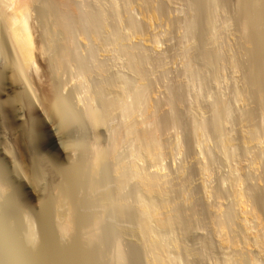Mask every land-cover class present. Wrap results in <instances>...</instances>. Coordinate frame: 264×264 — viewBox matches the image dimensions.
I'll list each match as a JSON object with an SVG mask.
<instances>
[{"label": "rangeland", "instance_id": "1", "mask_svg": "<svg viewBox=\"0 0 264 264\" xmlns=\"http://www.w3.org/2000/svg\"><path fill=\"white\" fill-rule=\"evenodd\" d=\"M28 1L29 0H21V1H19V3L20 2L26 3ZM42 1L37 0V2H40L39 4L42 3V5H38V3H37V6L35 5L36 11H34L35 10V8H34L31 12V16H32L31 18H33L34 21L36 20V25H38V22H41L39 24H42V26L41 25H39V27L37 26L40 31L44 29L43 25H45L44 27L46 28L47 22H50L52 20V18H48V16H51V15H49L50 12H47L48 9H47V6H45L46 5L45 2H47L49 0H47V1L42 0ZM52 1H56V0H52ZM69 1H71V0H69ZM72 1L79 3V4H76V3L71 2L70 5H72V6L74 4L80 5V4H86V3L88 4L89 3L88 5L87 4L82 5V7H81V5L80 6L74 5L75 7H81V9L82 8L85 9L86 6L89 8L91 4L93 5V7H94V4H96L95 5L96 10L98 9L97 6L100 7V3L97 2L98 0H72ZM255 1L256 0H253V1L250 0V2H249V3H251L250 5H253L254 7L250 6L249 8H248L249 4L245 3L246 2L245 0H225V1H223V0H134V1L133 0H116V2H115L116 5H114L112 0L111 1L110 0H103L102 4H101L102 6H104L103 8H106L105 10L108 9L107 13L111 12L108 15L113 16V18L115 16L120 17V18L115 17L116 19L115 18L109 19V23H111V26L113 29H114V24L119 23V26L116 24L117 29L119 28V30L123 32L124 30L122 28L124 26H126V28H127V25H128V28L130 26V20L129 19H133V21L135 19V21H137L138 25L139 26L141 25L139 30L142 32L139 31L138 34L136 35V37L133 36L134 38L133 37L131 38V40H133V41H130V43L132 42L133 45L140 46L139 49L143 50L142 51L143 54H146V55H144V57H145V60H147L146 61L147 63L144 60V62H145L144 66L146 67V69L148 71L147 83L149 84V86L151 85V88H150L151 91L149 93V96H150L149 97V103L151 102L150 105H152V107H153L152 109H155V111H154V113L156 114L155 116L158 119L160 118L161 121L163 122V124H162L160 119L158 120L155 117L158 120V123L160 121L159 127H161L163 125V127H161L162 129L161 128L159 129V132L157 130L159 128L158 126L155 128L156 131L154 130L155 126H153V128H151L152 132H150L151 129L148 127L149 128L148 131L150 133H154L153 131H155L154 134L157 133L156 136L159 137L158 139L160 141L162 140L161 141V144H162L161 156L162 157L160 156L158 161H156V162L152 161V163H150L151 160H148L149 163L146 164V166H148V168L147 167L146 168H147V170L148 169L151 170L150 171L151 173L155 172L159 176H162L165 179L168 178L169 180L167 179L166 182H168V181L171 182V183L166 184L167 189H170V188L173 189V190L172 189L167 190L168 194H166V196H165V199H167L166 202H168V208L171 210V212H169L170 210L168 209L167 212L170 215L176 214V215H178L177 218H179V220H182V219L183 220H182V222H180L178 220V223H176L177 221L175 220L176 222L174 224H179L180 226L179 225H176V226L173 225L172 231L170 230L171 228L167 229L166 232H165V230H163L165 234L168 233L167 235H165V237L167 236L166 238L163 237L164 233L162 234V232H161L160 236H161V238L163 237V242L165 241V244L167 242H170V240H171L170 245H169V243L167 245V246H169V250L171 251V253H170V251H169V253L171 254V258L173 257L172 259L178 258L176 260V261H178L177 262L178 264L180 262H181V264H229L227 262V260L229 259V257L231 255L232 256L230 258L233 259L234 261L237 259L239 260L241 258L242 261H244L243 264L244 263L245 264H252V261H253L252 258H254L257 254H259L264 259V236H263L264 235V99H263L264 98V75H262V74H264V71H263L264 70V67H263L264 66V62H263L264 61V46L263 45L264 44H259L258 42L255 41V38L258 36L259 33H260L259 34L260 37H262V35H263L262 39L264 40V2L262 0H257V1H262L263 3L257 2V1L255 2ZM154 2H155V4H154ZM259 3H261L262 5ZM254 4H256V5H254ZM110 6L112 8L114 6H115L114 8H116V6H117L118 9L117 8L115 10L111 9ZM148 6H150L151 8ZM93 7L90 8L91 11H92ZM90 9H88V10L90 11ZM145 9H146V11H145ZM247 9L248 10L253 9L252 13H253V15L255 14L254 16H256V17H252V18H254V20L256 22L254 20H252L254 23H251V24H253V25H248V26L246 25L245 26L244 23H245V18L247 17V14H246ZM45 10L47 12V13L45 12V14L46 15L48 14L47 16L45 15L47 17L46 20H45L46 17L44 19L43 18L40 19V18L36 17V16L41 15V14L38 15V13H43V11H45ZM258 10H259V12H258ZM84 11H86V10H84ZM119 11L120 12L122 11L121 14L118 13ZM115 13L118 15H116ZM262 14H263V16H262ZM121 16L123 18H121ZM37 18L39 19V21ZM255 18H257V20ZM49 19H51V20L49 21ZM119 19H123V20L119 21ZM42 21L43 22L47 21V22H46V24H43ZM53 21L55 22V20L51 21L52 24H53ZM80 21H82V24H87V23H83L82 19ZM123 21L126 22L125 23L126 25L124 24ZM51 22L49 23L50 26H48V27H52ZM122 22H123V24H122ZM112 23H113V25H112ZM3 25H4V23L0 24V30H1L0 31V161H2L1 162L2 164H0L1 165L0 170H2V171H0V173L1 174L3 173V175L5 173V176L7 174V176L5 177L6 182L8 180H10V182H11V180H12V182H11L12 184L10 182H8V184H10V185H8L9 187L11 185L14 186L12 188L13 190H10V188H8L10 192L11 191L13 192L16 188V190H17L16 193H20V194L22 193L21 194L22 198H18L20 195L19 194L17 195L15 193V191L13 192V193H15L14 195H17V200L22 199V201H20V202H23V199L24 200L26 199L29 201L28 205H30V207H32L33 204H35V203L38 206L39 203H37V202H39V198L36 195H38L39 193H37L38 191L35 188H33V185H32L33 179L32 178H34V179L37 178V180H38V177H36V175H37L36 173H38V171H39L38 169H40L43 166H46L48 164L49 168H48V165L45 168L46 169L48 168L49 170L47 169L48 170L47 171L44 169V172L46 175V173L48 174V172L52 170V173L49 172V174H48L49 177L47 175L46 176L44 175V172L42 171L43 169H40V171H42L43 173L39 172V174L37 176H39V183H40L39 185L42 188H45V189L49 188V190H50L51 186L48 187L46 185H52L54 183L53 181L57 180V178H55V174L53 173L55 168L51 167L52 163H51V161H49V159L52 160L51 156H52V154H55V153H53L54 150L52 148L47 149V147L44 148L45 151H44V149H41V150L39 149L40 152L43 150L41 153L38 151V149H37V151H38L37 152L34 149H31L29 147L31 150L29 152V149H26V146H27L26 144L28 143L29 140L23 137V136L27 135V134H25L27 132V131H25L26 130V128H24L25 126L17 124L16 126H19V127H16L14 125L15 128H14V126H13V128H11V126L9 125L10 121L12 122L14 120L12 123H14L15 121L21 122V120H23V119L25 120L26 118H28V115L26 113V107H24L23 103L18 101L17 106H16V102H14V101H16V98H17L16 95L19 94L18 95V97H19V96H21L20 95V93H21V94H23V97L25 98L24 94L25 95H28V94L32 95L33 94L35 97H38L36 99L39 100L40 96H38V95L42 94V93L40 92L38 84L34 81L32 70H25L24 71L25 76H27V77H25L23 75L20 76L22 74V73L20 74V70H17V67H14V66L9 64L12 62L11 59H13V58L11 57V55H9L10 53L8 50L10 47L9 48L7 47V45L9 43L6 44L7 42H5V40L8 41L9 38L4 39L7 36L8 32L7 33L5 32L6 27H4ZM116 25H115V28H116ZM122 25H123V27H122ZM253 26L256 28H254ZM192 27H193V29H192ZM40 28H43V29H40ZM126 28H125L124 32L128 33V29L126 30ZM252 29H253V31H252ZM257 29H259V31ZM82 31H83V28H81L80 33H82ZM190 32H191V34H190ZM129 34H132V33L129 32ZM55 36H57V35L55 34ZM7 37H9V36H7ZM81 37L79 40V45H80L79 52H78L79 55L82 56V58H85L88 55L87 54L88 53L87 50L89 48L88 45L93 43V45H95L94 48H96L95 49L96 52L98 51L96 53V55H97L96 59L98 61H97V63H94V61H93L92 64L97 66V64L99 65L102 62L101 65L103 67L105 66L104 69L106 70L107 74L105 73L106 75H104L100 71L96 72V70H94L95 72H92L91 73L92 75L88 74L89 76H91L90 78H86V76H84L85 78L77 76V78H78L77 79L73 73L78 74V72H77L78 69H76V68L74 69V67H73L72 68L73 70L70 72L71 68L68 70V67H72V66H68V67L64 68L65 70L63 69V71H66V72H64L62 74V72L60 71V73H61V74L59 73L60 76L58 74V76L55 77V80H57L59 83L61 80L60 84H61V86H63V89H61V90H63L62 94L66 95L68 92H70V91L72 92L74 87H75V89L73 90L74 93H76V91L81 92L80 89L82 86V88L84 89L82 92L85 93L84 96L89 97L88 91H90V89H91V91L92 90L94 91V89L96 88V85H98V82L101 83V82H103L104 79H108V77L111 81L112 78L116 79L117 78L116 76H119L120 74H123V73L125 74L126 72H128V73H126L128 76H132V74H129V70H128L129 64H128L127 58L124 57L122 59H119L117 57L115 51L112 53V50H113L112 46L108 47L109 49H106V47L104 48L103 44H101V43H99V44L96 43L97 44L96 45L92 41L89 42V40H90L89 38L84 36L86 38V40H85L83 36H81ZM55 39L59 40V37L55 38ZM87 39H89L88 42H87ZM255 42H256V44H255ZM4 44L6 47L4 46ZM258 45H260V46H258ZM254 46H256V47H254ZM91 47H93V46H91ZM258 52H260V53H258ZM111 54H113V55H111ZM211 55L213 57H211ZM9 56L11 58H9ZM146 56H148V58H146ZM254 56H256V57H254ZM193 57H195V58H193ZM190 60L192 62H190ZM254 61H256V63ZM188 62H190L191 65H193V67L195 66L194 70L197 73L196 80L198 81V82L197 81H195V82L197 84L194 82H193L194 83L193 84L192 83L193 80L190 81V79H192L191 78L192 76L189 75V73L186 71ZM257 63L258 64L260 63L259 66L262 67L261 69ZM8 64H9V67H8ZM92 64L90 66H92ZM13 65H14V63H13ZM125 66L127 69L125 68ZM13 67L16 68V70L18 72ZM38 67L42 68V66H38ZM45 67L47 68V66H45ZM123 67H124V69H123ZM251 67H253V68H251ZM34 68H36V66ZM146 69H145V72H146ZM8 70H9V72H8ZM121 72H123V73H121ZM255 72H257V73H255ZM261 72H262V74H261ZM17 73L20 74L19 75L20 77H23L24 79L26 78L25 79L26 81L20 77L18 78ZM13 75L16 77H14ZM72 75H73V77H72ZM258 75H259V77H258ZM114 77H116V78H114ZM14 78L15 79L18 78V79L15 81ZM79 78H81L82 80H80ZM74 79H76V80L74 81ZM22 80L24 81V83L22 82ZM78 80H80L82 82H80ZM21 82H22V84H21ZM76 82H78V83H76ZM25 84H27V85L25 86ZM30 84H32V86ZM82 84H84V86ZM79 85H81L80 88L78 87ZM203 85H204V87H203ZM23 86H24V88H23ZM76 86H77V88H79L78 90H77ZM15 89H17V90H15ZM25 89L29 90L28 94L25 93L26 92ZM22 90H25V91H22ZM86 91H87V94H86ZM71 92L68 93V95L73 94ZM82 92H81V94L80 93L74 94L75 99L78 98V97L76 98V96H78L77 94H80L81 97L84 98ZM173 92L175 94H173ZM194 93H196V94H194ZM172 95H174V97H172ZM176 95H177L178 99L175 98ZM34 96H32V97H34ZM195 96H196V98H195ZM22 98L19 97L20 101L24 100ZM10 99H12V100H10ZM17 100H18V98H17ZM219 101H221L222 107L226 106L227 107L226 110H228V109L230 110V111L228 110V112L230 114L225 110V107L223 108L224 110L222 109ZM13 102L15 104H13ZM18 104H20V105H18ZM215 104L219 105L216 108L217 110L215 109ZM12 105H14L15 108L11 107ZM197 106H198V108H197ZM16 108H17V111H16ZM152 109H151V112L153 111ZM8 110L13 111L12 117L9 114L11 112H9ZM215 110H216V112L217 111L218 112L217 113L214 112ZM6 111H8L9 113L8 112L6 113ZM221 111H223V113H221ZM174 112L176 113V115ZM14 113H17V114H14ZM224 113H226V114H224ZM200 114H202L203 116ZM13 115H15L16 117ZM180 115L182 117H180ZM4 116L6 118L9 117L8 119H10V120L8 121V119H6ZM222 116L225 117L226 119L223 118ZM14 117H15V119L16 118L17 119L16 120L13 119ZM41 117L42 116L39 114V115H35L33 119L39 120V119H42ZM221 117H222L221 120L218 119ZM162 118H164V119H162ZM194 118L195 119L199 118L203 122H205V121H207V119H209L208 122H205L207 124V127H208V124L210 125V127H208L209 130L206 132V138H205L206 140L208 139L206 141L208 145L206 144L205 148H208L206 150L209 151V152L207 151L208 154H206V156L201 153L200 147L198 146L197 142H195L196 141V139H195L196 133L194 134V132H193V131H195V128H194L195 126H193V123L195 120ZM212 119L214 121H212ZM215 119L221 123L220 124L217 121V123L219 124L218 127H217V124H211V123H214L216 121ZM111 120L113 121V119H111ZM114 120H116V121H113V122H115V124H113V125L111 124L112 126L109 123L110 128H113L114 126H116V123L119 122L117 120V118ZM175 120H177V122H175ZM210 120H211V122H210ZM112 121H111V123H112ZM222 121H223V123H222ZM227 122H229V123H227ZM174 123H175V125H174ZM176 123H177V125H176ZM7 124L9 126H7ZM179 125H181V126H179ZM213 126L214 127L216 126L218 128V130L216 127L214 128ZM13 129H14V131H13ZM20 129H21V131H20ZM104 131H105V133H104ZM107 131H108L107 129L106 130H105V128L103 129L102 133L105 136L102 135V139H101V141L103 142V146L106 148H107V146L111 147V146H109L110 141H108L110 139V137H109L110 132L109 131L107 132ZM252 132H254L253 137H252ZM158 134H159V136H158ZM248 134L252 138H250ZM219 136H221L222 138L218 139ZM224 136L226 139L224 138ZM227 136H229V137L227 138ZM227 139L229 141L232 140V141H230L231 143L234 142L236 139L235 143H232V144L228 143L227 144V145L230 144L228 147L232 146L233 148H236V149L231 148L232 150L230 149L231 154H229L230 153L229 149H225V147H226L225 141H227ZM222 140L224 141L223 143L225 144V145L222 144L223 147L220 146L222 143ZM229 141H227V142H229ZM47 142L48 143H46V146H48L49 144L51 146H53L51 141L50 142L47 141ZM20 143H21V145H18ZM126 148L127 147H125V149H123V148H120V149H122L123 152H125V150L128 149V148L127 149ZM221 149L224 151H222ZM50 150L52 151V153ZM122 150H119V152L121 153L120 157L126 156V155H122V154H124L122 152ZM227 150L229 151V153ZM234 150H236V151H234ZM47 151H48V153H46ZM221 151H222V153H221ZM35 152H37L36 156H38V158H34V157H36ZM13 153H14V155H13ZM125 153L128 156V152L126 151ZM225 153H228L229 156H231V158L228 156V154H225ZM38 154H40V155H38ZM118 154L119 153H117V155ZM232 154L234 157L232 156ZM250 154H252V155L250 156ZM207 155H209V157ZM22 156H23V158H22ZM32 156H34V157H32ZM44 156H45V158H44ZM49 156L51 158H49ZM204 156L207 158H204ZM235 156H237V159ZM32 158H34L35 160ZM39 158L41 159V161H43L42 159H44V161H43L44 164H43V162L40 161ZM36 159H39V160H36ZM228 159H229V161H228ZM31 160L32 161L33 160L38 161L39 164L36 162L38 164V165H36L37 167L38 166L40 167V164L43 165L42 167L35 169L34 172H36V173L33 172V170H34L33 168H37V167H35L33 165L34 163L31 162ZM231 160H232V162H231ZM48 162H50V163H48ZM115 162H116L115 159L111 160L109 162V164L107 163V165L108 166L112 165ZM110 163H112V164H110ZM31 164L34 167H32ZM155 164H157V166H155ZM108 166H107V169L109 170V172H107V173H110L112 170L114 171L113 166H115V164L110 166V167H112L111 169ZM30 169H32V170H30ZM108 170H106V171H108ZM20 171L22 173H20ZM29 171L32 172V173H30V175H29ZM7 172L10 173V175ZM40 173H42L44 176L42 177V174L40 175ZM27 174H28V176H27ZM32 174H33V176H32ZM52 174H54V175H52ZM110 174H112L111 176H114V178L116 177V175H113L115 173L111 172ZM165 174L167 177L165 176ZM40 176L42 177V179L44 181L43 180L41 181ZM107 176H108L107 179L110 180V181L108 180L109 181L108 187H110L111 184L114 183V185L111 186L109 189H111V190H112V188L115 189V187L117 186L115 183L116 180L113 177L109 178V176H110L109 174H107ZM11 177H13V178H11ZM23 177H25V178H23ZM44 177H46V180L44 179ZM52 177H54V178H52ZM235 177H237V178H235ZM239 177L243 180H241ZM9 178H11V179H9ZM47 178H49V179H47ZM112 178L115 181H113ZM30 179H31V181H29ZM111 179H112V181H111ZM233 179H234V181H232ZM235 179H237V180L235 181ZM237 181L240 184L235 183ZM232 182H234V183H232ZM30 183H31V185H30ZM173 185L175 186V188ZM219 186H220V188H219ZM27 187H29V188L27 189ZM184 187H186V188H184ZM128 188L129 189L125 190V191L133 192L130 190V189L133 190L132 187L131 188L128 187ZM49 190H48V192H49ZM50 191L51 192H49V193H53L52 192L53 189H51ZM215 191L217 194L219 193V195H217L215 193ZM27 192H29V193H27ZM35 192H36V194H34ZM30 193L32 195H30ZM126 193L124 195H126ZM129 193H127V194H129ZM185 193H187V194H185ZM245 193H246V195H245ZM25 194L30 195L31 197L26 196L27 197L26 198ZM33 194L35 195V198L37 200H35V198L33 197ZM130 195H132V193H130ZM242 195H243V197H241ZM238 196L241 200L238 198ZM256 196H258V197H256ZM14 197H16V196H14ZM29 197L30 198L33 197L31 202H30ZM244 198H246V199H244ZM14 199L15 198H13V197L11 198L12 202ZM171 199H173L174 201ZM258 199L260 200V202H259L260 204H257L259 201ZM0 200L2 202L4 201V199L2 200L1 198H0ZM187 200L189 202H186ZM34 201H36V202H34ZM256 201H257V203H256ZM12 202H11V204H13L14 207H16V205L18 206L20 203V202L18 203V201H17V204H15L16 201L13 203ZM243 202H245V203H243ZM31 203H33V204H31ZM130 203H132L131 200H130ZM169 203H171V204H169ZM186 203H188V204H186ZM23 205L22 206L25 210L30 209L33 211L35 210L37 212L38 211L40 212V208L35 206V205L32 208H26L29 206H27V204L25 205L24 202H23ZM170 206H171V208H170ZM173 206H174V208H176V207L177 208L174 209ZM23 208H22V210H24ZM226 209L228 210V212L231 210H232V212H234L233 213L235 215L234 221H233L234 216L231 217V215H230L229 217H231L232 222H235V223H234V225L231 223L230 224L231 226H228L231 229L228 228L223 233H221L220 231H219V233H217V231H218V227L216 228V226H218L217 225L218 221L216 222V220H218L217 218L218 217L223 218L224 217L223 214L228 215L231 213V212H229L228 214H226L225 213L227 211ZM229 209H231V210H229ZM172 210H178V211H174L175 213L172 214ZM179 210H181V211H179ZM27 211H29V210H27ZM127 211L131 212V210H129V209ZM34 212H33L34 217H38V213L37 212L34 213ZM41 213H39L40 216H41ZM218 213L220 214V216ZM236 213H238V214L236 215ZM252 213H256L258 215L257 220L253 219ZM33 214L32 213L30 214V216H32V218H34ZM35 214L37 216H35ZM245 214H246V216H245ZM127 215L130 218H132V212L131 213L128 212ZM133 215H136V214L133 213ZM40 216L36 219L37 220L42 219L44 224L41 223L42 220H41V222L37 221L35 218H34V220H36L37 223L39 222L38 224L39 225L41 224V228H42V226H45L47 224V222L45 223V221H46L45 218H42V217H44L43 215H42V217H40ZM115 216H117V215H115ZM128 216H127V218H129ZM120 218H119V216L114 218V214H113V216H111V218L109 219V223L112 222L110 224H113V225H109V227L110 226H111V228L114 227V228H112V230L110 228V230L112 232L115 230L114 233H116V234H117V232L120 231L119 234L121 233V235H123L120 238V235L117 234L119 236L116 238L115 236H117V235L114 236V233L111 232L110 238L114 244L113 247L115 248L117 246L119 247V245L120 246L123 245L122 248L125 249L126 251H124L121 247L119 249L123 250L125 255L127 254L126 256H128L129 259L131 257L133 258V259L131 258L132 263H131V260L129 261L130 264H136V263L137 264L138 263L139 264H154V263H151L152 261H149L150 258H148L150 256V254L149 255L147 254V253H150V251L148 249L149 248L148 244L143 246L145 241L142 239L140 240L138 238L137 234H136L137 237L134 236L135 232H136L134 230L137 229L136 217L133 216V218H132L133 220H135V222L134 221L131 222V221H129V219L128 220L126 219L127 221H129L131 223H128L127 221H124V220L122 221V220H120ZM185 219H186V221H184ZM244 219H246V220H244ZM119 220L123 223L118 222ZM213 220H215V221H213ZM243 220H244V222H243ZM255 221H257V222H255ZM124 222H127V223H124ZM251 222H253L255 225ZM37 223H36V227H38V228L36 229V227H35L36 232H38L37 230H39V228H40V226L37 225ZM118 223H121V224H118ZM133 223H136L134 225L135 228L133 226ZM181 223H182V225H181ZM244 223H247L249 228H251V229H249L250 230L249 232L246 228V224H244ZM123 224H125V225H123ZM177 227H178V229L180 227L181 228L178 230ZM244 228H246V229H244ZM116 229H117V231H116ZM121 229H124V230H122V232H124L125 235L122 234ZM129 230H130V232H129ZM40 231H42V232H38V233H40V234L44 233L43 234L44 236L46 233V238H48L47 234H49V235L51 234V233H47V232H49L48 230H47V232L46 231L43 232V230L40 229ZM256 232H257V234L259 233L262 235V236L259 235L263 241L262 242L263 243L262 249L254 247L253 245L249 244V242L257 235ZM133 233H134V235H133ZM112 235H113V237H112ZM222 235H223V237H222ZM51 236L49 238H51ZM182 236H184V237H182ZM114 237L116 238L117 241H118V238H120L121 242L120 241L118 243L115 242ZM49 238L47 240H50ZM112 238H113V240H112ZM134 238H138V239H134ZM180 238H181V240H180ZM227 238H229V239H227ZM232 238H233V241H232ZM225 239L227 240V242L225 241ZM137 240H140V241L138 242ZM166 240H168V241L166 242ZM175 240H176V242H175ZM142 241H143V244H141ZM229 241H230V243H228ZM114 242L117 243V246ZM225 242L227 243V245ZM122 243H124V244H122ZM133 243H135V244H133ZM173 243H174V245H173ZM223 243H225V244H223ZM232 243L236 244V245L234 246ZM140 246H141V250H139ZM220 246H222V247H220ZM115 249L117 251V248H115ZM112 251L113 250H111V252ZM116 251H114L113 253L116 254ZM127 251L130 253V255ZM239 251H240V254H239ZM84 253H85V251H84ZM114 254H112V256ZM136 255H137V257H136ZM143 256H144V258H143ZM1 257H0V263H4L5 260L3 257L2 258ZM135 257H136V259H135ZM186 257H188L187 260L185 259ZM60 258L56 257L54 259H56L57 261L59 260L58 261V263H59L60 261H62ZM73 258H74V256H73ZM73 258L71 259V261L73 260ZM88 258H90V257H88ZM54 259H53L51 264H55L57 262L56 260H55L56 261L55 262ZM134 259H135V261H137V260H139V261L135 262ZM1 260H4V261H1ZM90 260H91V258L87 260L88 262L86 261L87 264L88 263L90 264ZM133 261H134V263H133ZM93 262H94V260L91 261V264H94ZM102 264H105V263H102Z\"/></svg>", "mask_w": 264, "mask_h": 264}, {"label": "bare ground", "instance_id": "2", "mask_svg": "<svg viewBox=\"0 0 264 264\" xmlns=\"http://www.w3.org/2000/svg\"><path fill=\"white\" fill-rule=\"evenodd\" d=\"M19 1H21V0H0V24L4 23L3 26L6 27L5 32L6 33L8 32L7 36H9V37H7L5 35L6 37L4 36L5 37L4 39L9 38V40L7 39L9 42L6 40H5V42H7L6 44L9 43L8 44L9 46L7 45L8 48L10 47L8 50L10 53L9 55H11V57L13 58V59H11L12 62L14 61L13 62L14 65L12 62L9 64L14 66V67H17V70H20V74L22 73L21 75L19 73H17L18 78L22 75L25 76V72H24L25 70H32L34 81L38 84V87H39L40 92L42 94L38 95L41 97V98L39 97V100H38V99H36L38 97H35L33 94L29 95L28 94L29 90L25 89L26 90L25 93H27L29 96L24 94V96H25V98H24L23 94L20 93L21 96H19V97L20 98L23 97L22 98V99H24L23 101L22 100L20 101V99L18 97L19 94L16 95V97L18 98V100L16 98V101H14V102H16V106H17L18 101L22 102L24 107H26V113L28 115V118H26L25 120L24 119L21 120V122L15 121L16 123L15 122L12 123L14 121L13 119H15V117H16L15 115H13L15 117L13 119L11 118L13 121L12 122L10 121L9 125L11 126V128H13L14 125L16 126L17 124L25 126L24 127V128H26L25 131H27L28 133L27 132L26 133L24 132V133L27 134L28 136L26 135L23 137L29 140V141L27 140L28 143L25 141L27 143L26 145L28 146L27 147L25 145L26 149H29V152L31 151L30 148L34 149L35 151H37V149L39 151V149L41 150V149H44L45 147H47V149L52 148L54 150L53 153H55V154H52V156H51L52 158L49 156V158H51L52 160H50L48 157L47 158L52 163V165L50 164L51 167L55 168L53 173L55 174V178H57V180L53 181L54 183L52 182L53 183L52 185H46L48 187L51 186L50 190L53 189V191H52L53 193H49V192H51L49 190V188L45 189L39 185L40 184L39 183V176H37V175L39 174V172H42V171L44 172V169L47 170L49 168V165L47 164L48 165L47 169L45 168L47 165L43 166L42 164H40V167H42V166L43 167L42 168H40L39 166L37 167L36 165H38L39 163H38V161H34L35 160L34 158H38V156H36L38 151L35 152L36 157L32 156V157H34V158H32L34 160L33 161L31 160V162H33L34 163L33 165L37 168H33L34 169L33 172L35 171V169H38V168L43 169V170L40 171V169H38L39 170V171L37 170L38 173L34 172L37 174L36 177H38V180H37V178L36 179L32 178L33 179L32 185H33V188H35L38 192L36 190L35 191L37 193H39L38 194L39 196L36 195L39 198V202H37L39 204H38V206L36 203L35 204L31 203V204H33V206L35 205V206L40 208V212L39 211L37 212L35 210L34 211L38 213V217L40 216L39 213L42 212L40 217H42V215H43L44 217H42V218H45V220H46L45 223L47 222V224L45 226H42V228H41V224L39 225L38 224L39 222L37 223V221L41 222L42 219L37 220L36 218H38V217H34V214H33L34 211L33 210H30V209L25 210L23 208V206H24L23 202L25 205L27 204V206H29L26 208H32L33 206L31 205L32 207H30V205H28L29 201L26 199L25 200L23 199V202H20V201H22V199L17 200V195L18 194L20 195L18 198H22L21 197L22 193L21 194L16 193V191H17L16 188L14 191L17 195H14L15 194V193H13L14 191L10 192L8 188H10V190H13L12 188L14 186L11 185L12 187L11 186L9 187L8 185H10V184H8V182H10V180L7 179L8 181L6 182V178H5L7 176V174L5 176V173H4V175H3V173L2 174L0 173V198L2 200L4 199L3 202L0 200L1 201L0 202V255L5 260V261L1 260V261H4V263H0V264H6V263L7 264H51L53 259L56 257L57 258L61 257L60 259L62 260L58 263L59 260L57 261L56 259H54V261L55 260L57 261V262L55 261L57 264H87V262H88L87 260L90 258H91L90 264H91V261H93V260H94V262H93L94 264H102V263H105V264H130L129 261L131 260L132 255L130 256L131 258L129 259L128 256H126L127 254L125 255V253H124V251H126V250L122 248L123 245L122 246L119 245V247L117 246V243L121 240L120 238L123 235H121V233L119 234L120 231L117 232V234L120 235V238H118V241H117L116 238L119 235L114 233L115 230L113 232L111 231L112 228H114V227H112V228H111V226L109 227V225H113V224H110L112 222L109 223V219L111 218V216H113V214H114V218L119 216V218L120 217L122 218V219L120 218V220H122V221L123 220L127 221L129 219V221L135 222V220H133L132 218H133V216L136 217L137 229L134 230L136 232H135V235H134V233H133V235L135 237L138 236V238L140 240L142 239L145 241L144 244H143V241H142V243L140 242L141 244H143V246L148 244V246H149L148 249H149L150 253H147V254L148 255L150 254V256L148 258H150L149 261H152L151 263H154V264H178L177 263L178 261H176L178 258L177 259L176 258L172 259L173 257L171 258V254H170L171 251L169 250V246H167L168 243L170 245L171 240H170V242H167L168 240H166V242H167L166 244H165V241L163 242V237L166 238L167 236L165 237V235L168 234V233L165 234L163 230H165V232H166L167 229L171 228L170 230L172 231L173 225L174 226L179 225V224H174L176 221H177L176 223H178V220H179V218H177L178 215H176V214H175L176 216L170 215L167 212L169 208H168V202H166L167 199H165V196H166V194H168L167 190H170L172 188L167 189L166 184L171 183V182H169V181L166 182V180L168 178L165 179L162 176H159L155 172L151 173L150 172L151 170H149V169L147 170L148 166H146V164L149 163L148 160H151L150 163H152V161L156 162L159 160V158L161 156V149H162L161 141L162 140L160 141L158 139L159 137L156 136L157 133L154 134L156 131L155 128L157 126L158 127L160 126L159 123H160L161 119L159 118L160 121L158 123L159 119L155 116L156 115L154 113L155 109H152L153 107H152V105H150L151 102L149 103V97H150L149 93L151 91V89H150L151 85L149 86V84L147 83L148 71H147L146 67L144 66V63L147 61V60H145V57H144V55H146V54H143V52H142L143 50L139 49L140 46L133 45L132 42L130 43V41H133V40H131V38L133 36L136 37V35L140 31L139 28L141 25L139 26L137 21H135V19H134V21H133V19H129L130 20L129 28H128V25H127V28H126V26H124L126 28V30L128 29V33L124 32L125 28L123 27V25H122L123 28L122 27L121 28L124 30L123 31L124 33L122 31H120L119 28L117 29V25L119 26V23L118 24L116 23L117 25L114 24V29H113L111 26V23H109V19L110 18L114 19L116 16L113 18V16L108 15L111 12L107 13L108 9L105 10L106 8H103L104 6L101 5L103 0L97 1L100 3V7L97 6V8H98L97 10L95 7L96 4H94L95 8L91 4L89 8L86 6L85 9L82 8L83 9L82 10L81 9L82 5H86L87 3L86 4H80L81 7H75V6H80V5H76L79 3L73 2L72 0L71 1H69V0H56V1L49 0V1H47L46 0L47 2H45V4H46L45 6H47V9H48L47 12H50L49 15H51V16H48V18H52V20H55V22L53 21V24H54L53 25L51 22L52 20L49 19V21L51 20L50 22H51L52 27H48V26H50V24H49L50 22L46 21L47 22V24H46V22L42 21L43 24H46L48 28L46 27L47 28L46 29L44 27L45 25H43L44 29L40 28V29H43L40 31L38 29V27H39V25L42 26V24H39L41 22H38V25H36V20L34 21V19L31 18L32 17L31 12L35 8V5L37 6V3H38V5H42V3L39 4L40 2H37V0H29L26 3H24V2L19 3ZM112 1H113L114 5H116L115 4L116 0H112ZM223 1H225V0H223ZM245 1H246L245 3L249 4L248 8L250 6L254 7L253 5H250L251 4V3H249L250 0H245ZM262 1L264 2V0H262ZM262 1H257V2H262ZM71 2L76 3V4H74L75 6L70 5ZM154 4H155V2H154ZM259 4H261V3H259ZM254 5H256V4H254ZM91 7H93L92 11L90 9ZM114 7L113 8L111 7V9L115 10L117 8V6H116V8H114ZM148 7H150V6H148ZM87 8L90 9V11ZM84 10H86V11H84ZM252 10L247 9V13H246L247 17L245 18V23H244L245 26L246 25L247 26L253 25L251 23H254L252 21V20H254V18H252V17H256V16H254L255 14L253 15ZM34 11H36V8ZM145 11H146V9H145ZM45 12H46V10L43 11V13H38V15L39 14H41V15L36 16V17H38L40 19L41 18L44 19L48 15V14L46 15ZM121 12L119 11L118 13L121 14ZM258 12H259V10H258ZM116 15H118V14H116ZM262 16H263V14H262ZM80 18L83 20V23H87V24H82V21H80L81 20ZM116 18H120V17H116ZM121 18H123V17L121 16ZM257 18H255V19L257 20ZM46 19H47V17L45 18V20ZM121 20H123V19H119V21H121ZM38 21H39V19H38ZM123 22H122V24H123ZM125 23L126 22H124V24ZM112 25H113V23H112ZM115 25H116V28H115ZM81 28H83L82 33H80ZM254 28H256V27H254ZM192 29H193V27H192ZM257 30L259 31V29H257ZM252 31H253V29H252ZM129 32L132 34H129ZM140 32H142V31H140ZM55 34L57 36H55ZM190 34H191V32H190ZM259 34L257 37L255 36L256 38L254 37L255 41L258 42L259 44H264L263 43L264 40L262 39L263 35H262V37H260ZM81 36H83V37L85 36V37L89 38L90 40L87 39V42L89 40V42L92 41V42H94V44H96V43L97 44H99V43L103 44V47L104 48L106 47V49H109L108 47L112 46L113 47L112 53L115 51V53L119 59H122L124 57L127 58V61L129 64V66H128L129 74H132V76H128L126 74L128 72H126L124 70L126 72L125 74L123 72H121L123 74L116 76L117 78L114 77L116 79L112 78L113 80L111 79V81H110L109 77H108V79L103 78L104 79L103 82H101V83L98 82V85H96V88L94 87L95 88L94 91L93 90L91 91V89H90V91L87 90L89 97L84 96L85 93L82 92L84 89L82 88L81 85H79L78 87L80 88V86H81L80 90H81L85 99L83 97H81V95H80L81 92H77L76 90H75L76 93H80V94H77L78 96H76V98L78 97L77 98L78 100L75 99L74 94H76V93H74V91H73L75 89V87L73 88L72 92L70 91L73 94L68 95V93H70V92H68L66 95L62 94L63 90H61V89H63V86H61V84H60L61 80L59 83L57 80H55V77L58 76L60 71L62 72V74L64 72H66V71H63V69L68 67V66H72V67H68V70L71 68L70 72L73 70L72 69L73 67H74V69L75 68L78 69L77 70L78 74L73 73L76 78H77V76L82 77V78H85L84 76H86V78H90L91 76H89V75H92L91 73L95 72L94 70H96V72L100 71L104 75L107 74L106 70L104 69L105 66L103 67L101 65L102 62L99 65L97 64V66L92 64L93 61H94V63H97V61H98L96 59V56H97L96 53L98 51L96 52V50H95L96 48H94L95 45H93V43L88 45L89 48L91 46H93L90 49L86 46L88 48V50H87L88 53L86 51L85 52L88 55L87 56L85 55L86 56L85 58H82V56L79 55V53H78L79 47H80L79 40H80ZM58 37H59V40L55 39ZM85 37H84V39L86 40ZM256 42H255V44H256ZM4 46H5V44H4ZM256 46H254V47H256ZM258 46H260V45H258ZM258 53H260V52H258ZM111 55H113V54H111ZM11 57L9 56V58H11ZM211 57H213V56L211 55ZM254 57H256V56H254ZM146 58H148V56H146ZM193 58H195V57H193ZM144 60H145V62H144ZM190 62H192V61L190 60ZM190 62H188V64H187V68H186L187 70L186 71L189 73V75L192 76L191 77L192 79L189 78L190 81L193 80L192 83L193 82L196 83L195 81H197L196 80L197 73L194 70L195 66L193 67V65H191ZM254 62L256 63V61H254ZM9 64H8V67H9ZM91 64H92V66H90ZM259 64H258V66H259ZM35 66H36V68H34ZM38 66H42V68H39ZM45 66H47V68ZM125 68H126V66H125ZM251 68H253V67H251ZM261 68L262 67H260V69ZM14 69L16 70V68H14ZM123 69H124V67H123ZM145 69H146V72H145ZM8 72H9V70H8ZM255 73H257V72H255ZM60 74H59V76H60ZM86 74L87 75L89 74L88 75L89 77ZM261 74H262V72H261ZM262 75H264V74H262ZM14 77H16V76H14ZM25 77H27V76H25ZM72 77H73V75H72ZM258 77H259V75H258ZM20 78H22L23 80L26 79V78L24 79L23 77H20ZM17 79H15V81ZM79 79L82 80L81 78H79ZM23 80H22V82L24 83ZM75 80L76 79H74V81ZM80 80H78V81H80ZM22 82H21V84H22ZM80 82H82V81H80ZM76 83H78V82H76ZM26 85L27 84H25V86ZM30 85L32 86V84H30ZM82 85L84 86V84H82ZM203 87H204V85H203ZM23 88H24V86H23ZM76 88H77V86H76ZM79 88H77V90ZM15 90H17V89H15ZM25 90H22V91H25ZM87 91H86V94H87ZM173 94H175V93L173 92ZM194 94H196V93H194ZM32 96H34L35 98ZM196 96H195V98H196ZM172 97H174V95H172ZM175 98H177V95ZM10 100H12V99H10ZM14 102H13V104H15ZM219 102H220V105L222 107L221 101H219ZM20 104H18V105H20ZM218 104L217 105L215 104V109L217 108V106H219ZM11 107L15 108L14 105H12ZM224 107L226 110L227 109L226 106H223L222 109ZM197 108H198V106H197ZM151 109L153 110L152 112H151ZM10 110H8V111L11 113H9L8 111H6V113L8 112L10 114V116L12 117L13 111H10ZM216 110L214 112H216ZM228 110H226V111L228 112ZM16 111H17V108H16ZM221 113H223V111H221ZM226 113H224V114H226ZM14 114H17V113H14ZM39 114L42 116L41 117L42 119H39V120L33 119L35 115H39ZM175 115H176V113H175ZM200 115H202V114H200ZM180 117H182V116L180 115ZM222 117L218 118V119L221 120ZM8 118H6V119H8ZM116 118L119 122L116 123V126H114L113 128H110L109 123H110V125L115 124V122H113V121H116V120H114ZM223 118H225V117H223ZM111 119H113V121ZM162 119H164V118H162ZM9 120L10 119H8V121ZM110 120L112 121V123ZM208 120L209 119H207V121H205V122H208ZM212 121H214V120L212 119ZM217 121L218 120H216L214 123H211V124H217V127H218L219 124L217 123ZM175 122H177V120H175ZM205 122H203L199 118H196L194 120V123H193V126H195L194 128H195L196 132L195 131H193V132H194V134L196 133V135H195L196 141L195 142H197L198 146L200 147L201 153L206 156V154H208L207 153L208 150H206V149H208V148H205V145L207 144L206 141L208 139L206 140L205 138H206V132L209 130L208 127H210V125L208 124V127H207V124ZM210 122H211V120H210ZM161 123L163 124L162 121H161ZM222 123H223V121H222ZM227 123H229V122H227ZM9 125L7 124V126H9ZM174 125H175V123H174ZM176 125H177V123H176ZM15 126H14V128H15ZM153 126H155L154 127L155 131H153L154 133H150V132H152L151 128H153ZM179 126H181V125H179ZM16 127H19V126H16ZM148 127L151 129L150 132L148 131L149 130ZM161 127H163V125ZM161 127H159L157 129L158 132H159V129ZM104 128H105V130L107 129L110 132V136H109L110 139L108 141H110L109 146H111V147H108V146H107V148L104 147L103 142L101 141L102 135L105 136L102 133ZM217 130H218V128H217ZM13 131H14V129H13ZM20 131H21V129H20ZM104 133H105V131H104ZM253 133L254 132H252V137H253ZM158 136H159V134H158ZM228 137L229 136H227V138ZM249 137H250V135H249ZM252 137H250V138H252ZM220 138H222V137L219 136L218 139H220ZM224 138H225V136H224ZM223 140H222V143L220 145L222 147H223L222 144H224ZM47 141H49V142L51 141L53 146H51L50 144L48 145L49 147L46 146V143H48ZM227 141H229V140L227 139ZM227 141H225L226 145L224 144L226 146L225 149L230 150L233 147L232 146L228 147V146L232 143H235L236 139L232 143L230 142L232 140H230L229 142H227ZM228 143H230V144L227 145ZM18 145H21V143ZM125 147L128 148V149L126 148L127 150H125V152L126 151L128 152V156L125 152H123L122 149H120V148L125 149ZM233 149H236V148H233ZM119 150H122V152L124 153L122 155H126L127 157L126 156H124L125 158L123 156H122L123 158L120 157L121 153L119 152ZM231 150H230V153L227 150L229 154H231ZM44 151H45V149H44ZM222 151H224V150H222ZM222 151H221V153H222ZM234 151H236V150H234ZM46 153H48V151ZM51 153H52V151H51ZM117 153H119V154L117 155ZM228 153H225V154H228ZM229 154H228V156H229ZM13 155H14V153H13ZM38 155H40V154H38ZM251 155L252 154H250V156ZM205 156H204V158H207ZM207 156L209 157V155H207ZM232 156H233V154H232ZM229 157L231 158V156H229ZM235 157L237 159V156H235ZM22 158H23V156H22ZM44 158H45V156H44ZM39 159H36V160H39ZM114 159L116 161L115 163H113V164H115V166H113L114 171L112 170L111 172L115 173V174H113V175H116L115 178H114V176H111L112 175V174H110L111 172L107 173V172H109V170L107 169V166H108L107 163L109 164V162L111 160H114ZM42 160L44 161V159H42ZM40 161H41V159H40ZM43 161H41V162H43ZM228 161H229V159H228ZM1 162L2 161H0V164H2ZM231 162H232V160H231ZM48 163H50V162H48ZM43 164H44V162H43ZM110 164H112V163H110ZM33 165H32V167H34ZM112 165H109L108 167H110ZM155 166H157V164H155ZM111 168L112 167H110V169ZM30 170H32V169H30ZM106 170H108V171H106ZM0 171H2V170H0ZM49 172L52 173V170ZM49 172H48V174H49ZM20 173H22V172L20 171ZM30 173H32V172L29 171V175H30ZM42 173H40V175ZM8 174L10 175V173H8ZM48 174L46 173V175L49 177ZM54 174H52V175H54ZM107 174L110 175L109 178L113 177L116 180L115 181L112 178L113 181H115V183L117 185L116 187L114 186L115 189L114 188H112V190L109 189L111 186L114 185V183L112 182L113 184H111V186L108 187V182L110 180L107 179L108 178ZM44 175H45V172H44ZM44 175L42 174V177ZM27 176H28V174H27ZM32 176H33V174H32ZM165 176H166V174H165ZM42 177L40 176L41 181L43 180ZM11 178H13V177H11ZM11 178H9V179H11ZM23 178H25V177H23ZM52 178H54V177H52ZM235 178H237V177H235ZM44 179L46 180V177H44ZM47 179H49V178H47ZM112 179H111V181H112ZM236 180L237 179H235V181ZM241 180H243V179H241ZM29 181H31V179ZM232 181H234V179ZM11 182H12V180H11ZM232 183H234V182H232ZM235 183L238 184L239 182L237 181ZM30 185H31V183H30ZM128 187H130V188L132 187L133 190L132 189H130V190L133 192L125 191V190L129 189ZM28 188L29 187H27V189ZM174 188H175V186H174ZM184 188H186V187H184ZM219 188H220V186H219ZM47 189L49 190V192ZM216 191H215V193H216ZM29 192H27V193H29ZM36 192L34 194H36ZM126 192L127 193L130 192V193H132V195H130V193L127 194ZM125 193H126V195H124ZM26 194H25V197L32 195L31 193H30V195H26ZM34 194H33V197L35 198ZM185 194H187V193H185ZM217 195H219V193ZM245 195H246V193H245ZM14 196H16V197H14ZM12 197L16 199V200L14 199L16 202L13 200V202H15V204H17V201H18V203L20 202L21 204L19 203L18 206L16 205V207H14V205L11 204V202H12L11 198ZM30 197H29V199L31 202L33 197L32 198H30ZM241 197H243V195ZM256 197H258V196H256ZM238 198H239V196H238ZM173 199H171V200H173ZM244 199H246V198H244ZM35 200H37V199L35 198ZM130 200L132 201V203H130ZM34 202H36V201H34ZM186 202H189V201L187 200ZM259 202H260V200L258 201V203L256 201L257 204H260ZM243 203H245V202H243ZM169 204H171V203H169ZM186 204H188V203H186ZM171 206H170V208H171ZM22 208L24 210H22ZM173 208H174V206H173ZM176 208H174V209H176ZM128 209L131 210V212H132V218L129 217L130 216L129 214H128L129 216L127 215L128 212L131 213L130 211H127ZM27 210H29V211H27ZM229 210H231V209H229ZM174 211H178V210H172V214L175 213ZM179 211H181V210H179ZM169 212H171V210ZM229 212H231V213L228 214ZM229 212L227 210L225 213L228 215L223 214L224 215L223 218L217 216L218 217L217 218L218 220H216V222L218 221L217 222L218 224L216 223L218 225V226H216V228L218 227L217 233H219V231L221 233L225 232L229 228L228 226H231L230 225L231 223L234 225L235 222H232V220H231V217H233V216H234L233 221L235 219V215L233 214L234 212H232V210ZM31 213L33 214V217L37 221L34 220V218H32V216H30ZM133 213H135L136 215H133ZM237 214L238 213H236V215ZM252 214H253V219L257 220L258 215L256 213H252ZM115 215H117V216H115ZM230 215H231V217H229ZM35 216H37V215L35 214ZM127 216L129 218H127ZM219 216H220V214H219ZM245 216H246V214H245ZM120 220L118 222H121ZM182 220H179V221L182 222ZM244 220H246V219H244ZM244 220H243V222H244ZM129 221H127V222L131 223ZM184 221H186V219ZM213 221H215V220H213ZM127 222H124V223H127ZM253 222H251V223H253ZM255 222H257V221H255ZM36 223H37V225L40 226L39 230H37L38 232H42V231H40V229H41V230H43V232H45V231L47 232V230H48L49 232H47V233H51L50 235L47 234L48 238L52 235L51 238H49L50 240H47L48 238H46V233L44 236L43 235L44 233L40 234V233L35 231ZM41 223H43V220ZM121 223H123V222H121ZM121 223H118V224H121ZM136 223H133V226ZM244 224H246V228L249 232L250 231L249 229H251V228H249L247 223H244ZM123 225H125V224H123ZM181 225H182V223H181ZM37 228L38 227H36V229ZM110 228H111V230H110ZM134 228H135V226H134ZM246 228H244V229H246ZM177 229H178V227H177ZM229 229H231V228H229ZM122 230H124V229H121V232H122ZM116 231H117V229H116ZM111 232L114 233V236L117 235V236H115L116 238L114 237L115 242H117V243L114 242L117 246V247H115V248H117V251L113 247L114 244L110 238ZM129 232H130V230H129ZM161 232H162V234L164 233V236L162 238L160 236ZM122 234H124V232H122ZM136 234H137V236H136ZM256 234H257V232H256ZM259 235H261V234L258 233L252 240L250 239L251 243L249 242V244L253 245L254 247L262 249V246H263L262 242L263 241ZM112 237H113V235H112ZM182 237H184V236H182ZM222 237H223V235H222ZM138 238H134V239H138ZM227 239H229V238H227ZM112 240H113V238H112ZM140 240H137V241L139 242ZM180 240H181V238H180ZM225 241L227 242L226 239H225ZM232 241H233V238H232ZM175 242H176V240H175ZM135 243H133V244H135ZM225 243H223V244H225ZM228 243H230V241ZM122 244H124V243H122ZM173 245H174V243H173ZM226 245H227V243H226ZM233 245L235 246L236 244H233ZM120 247L124 251L120 250L119 249ZM220 247H222V246H220ZM111 250H113V251L111 252ZM139 250H141V246H140ZM84 251H85V253H84ZM114 251H116V254L113 253ZM169 251H170V253H169ZM112 254H114L115 256L114 255L112 256ZM239 254H240V251H239ZM129 255H130V253H129ZM73 256H74V258H73ZM88 257H90V258H88ZM136 257H137V255H136ZM136 257H135V259H136ZM230 257L227 260V262L229 264H243V262H244V261H242L241 258H240L241 260L237 259L234 261ZM72 258H73V260L71 261ZM143 258H144V256H143ZM187 258L188 257H186L185 259L187 260ZM135 259H134V261H135ZM252 259H253L252 264H264V259L259 254H257ZM134 261H133V263H134ZM137 261H139V260H137ZM137 261H135V262H137ZM131 263H132V260H131ZM179 264H181V262Z\"/></svg>", "mask_w": 264, "mask_h": 264}]
</instances>
